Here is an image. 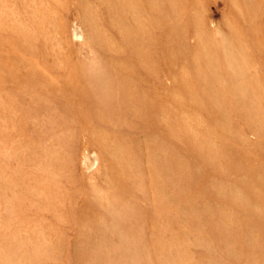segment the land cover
Segmentation results:
<instances>
[{"label": "rangeland", "instance_id": "374dc122", "mask_svg": "<svg viewBox=\"0 0 264 264\" xmlns=\"http://www.w3.org/2000/svg\"><path fill=\"white\" fill-rule=\"evenodd\" d=\"M0 264H264V0H0Z\"/></svg>", "mask_w": 264, "mask_h": 264}]
</instances>
